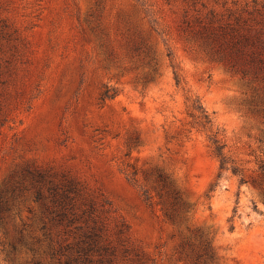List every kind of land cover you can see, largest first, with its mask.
Listing matches in <instances>:
<instances>
[{"label":"rangeland","instance_id":"obj_1","mask_svg":"<svg viewBox=\"0 0 264 264\" xmlns=\"http://www.w3.org/2000/svg\"><path fill=\"white\" fill-rule=\"evenodd\" d=\"M0 264H264V0H0Z\"/></svg>","mask_w":264,"mask_h":264},{"label":"trees","instance_id":"obj_2","mask_svg":"<svg viewBox=\"0 0 264 264\" xmlns=\"http://www.w3.org/2000/svg\"><path fill=\"white\" fill-rule=\"evenodd\" d=\"M212 142L214 145L213 150H214L215 154L217 155V157L219 158L220 168H225L227 160H226L225 154L223 153L224 144L221 143L217 138H213ZM10 245L13 249L15 248V243H12Z\"/></svg>","mask_w":264,"mask_h":264}]
</instances>
